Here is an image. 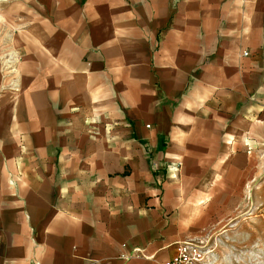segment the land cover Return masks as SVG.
I'll list each match as a JSON object with an SVG mask.
<instances>
[{
	"label": "crops",
	"instance_id": "1",
	"mask_svg": "<svg viewBox=\"0 0 264 264\" xmlns=\"http://www.w3.org/2000/svg\"><path fill=\"white\" fill-rule=\"evenodd\" d=\"M248 204L264 0H0V264H162Z\"/></svg>",
	"mask_w": 264,
	"mask_h": 264
},
{
	"label": "rangeland",
	"instance_id": "2",
	"mask_svg": "<svg viewBox=\"0 0 264 264\" xmlns=\"http://www.w3.org/2000/svg\"><path fill=\"white\" fill-rule=\"evenodd\" d=\"M200 241L210 264H264V204H248Z\"/></svg>",
	"mask_w": 264,
	"mask_h": 264
},
{
	"label": "built area",
	"instance_id": "3",
	"mask_svg": "<svg viewBox=\"0 0 264 264\" xmlns=\"http://www.w3.org/2000/svg\"><path fill=\"white\" fill-rule=\"evenodd\" d=\"M207 253L200 240H187L178 244L173 255L162 264H210Z\"/></svg>",
	"mask_w": 264,
	"mask_h": 264
}]
</instances>
